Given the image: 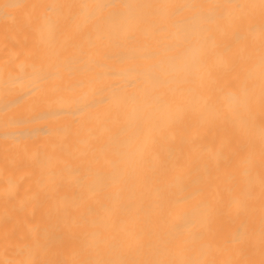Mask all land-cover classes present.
I'll use <instances>...</instances> for the list:
<instances>
[{
	"label": "bare ground",
	"instance_id": "1",
	"mask_svg": "<svg viewBox=\"0 0 264 264\" xmlns=\"http://www.w3.org/2000/svg\"><path fill=\"white\" fill-rule=\"evenodd\" d=\"M0 264H264V0H0Z\"/></svg>",
	"mask_w": 264,
	"mask_h": 264
},
{
	"label": "snow or ice",
	"instance_id": "2",
	"mask_svg": "<svg viewBox=\"0 0 264 264\" xmlns=\"http://www.w3.org/2000/svg\"><path fill=\"white\" fill-rule=\"evenodd\" d=\"M18 5H15V4H7V5H4L3 7L4 8H11V7H17Z\"/></svg>",
	"mask_w": 264,
	"mask_h": 264
}]
</instances>
